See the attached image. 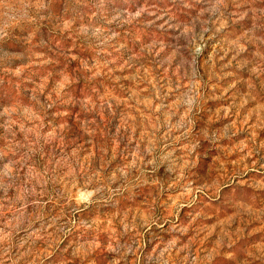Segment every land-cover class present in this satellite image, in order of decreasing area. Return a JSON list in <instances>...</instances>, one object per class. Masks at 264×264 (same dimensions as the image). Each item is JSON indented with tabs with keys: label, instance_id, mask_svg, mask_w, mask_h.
<instances>
[{
	"label": "rangeland",
	"instance_id": "obj_1",
	"mask_svg": "<svg viewBox=\"0 0 264 264\" xmlns=\"http://www.w3.org/2000/svg\"><path fill=\"white\" fill-rule=\"evenodd\" d=\"M0 264H264V0H0Z\"/></svg>",
	"mask_w": 264,
	"mask_h": 264
}]
</instances>
